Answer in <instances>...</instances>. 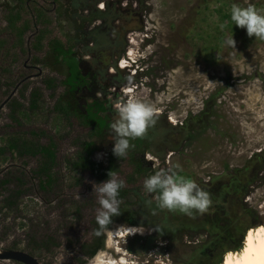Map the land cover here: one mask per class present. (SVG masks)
I'll use <instances>...</instances> for the list:
<instances>
[{
  "label": "rangeland",
  "instance_id": "obj_1",
  "mask_svg": "<svg viewBox=\"0 0 264 264\" xmlns=\"http://www.w3.org/2000/svg\"><path fill=\"white\" fill-rule=\"evenodd\" d=\"M62 1L77 10V14L82 9L87 10L83 16L103 12L102 18L83 26L85 43L78 50L79 63L90 83L78 92L82 99L80 104L94 99L105 101L112 121L116 115L113 102L126 90L133 89L160 113L155 127L150 128L146 136L149 150L144 159L148 155L155 156L160 167L179 164L181 175L193 179L203 190L208 188L210 194L237 174L244 194L228 197L221 213L225 222L214 221L213 206L205 213V226L216 230V224L225 232L224 237H169L165 226L159 229L164 220L161 211L153 215L151 206L146 204L154 194L145 192L143 180L156 169L145 159L150 170L134 185L141 197L134 199L138 203L137 213L134 212L139 223L136 227L144 228L145 232L143 236L112 237L117 250L127 255L131 264H219L229 250L244 239L240 232L254 225H264V41L248 37L245 29L228 23L227 19L221 21V17L230 14L233 3L241 6L253 3L264 10V0ZM54 9L48 13L52 18ZM2 14L0 8V40L5 42L0 50L1 82L5 81L7 72L23 71L24 62L30 59L42 75L26 84L39 89L44 110L50 108L61 89L54 94L44 91L40 79L57 78V75L38 61L42 53L30 48L33 32L26 37L25 53L12 46V40L3 32ZM204 22L210 25L206 32L201 30L205 28ZM222 23L229 27L221 31ZM74 26L76 23L68 18L53 22L51 36L62 38ZM213 29L220 34L212 33ZM212 34L218 36L217 39L207 37ZM232 34L235 49L223 45L224 38ZM130 50L133 54L128 57ZM86 56L91 59L85 60ZM128 58L136 63L130 66ZM124 64L131 68H121ZM15 79H6L10 80L11 87L4 88L5 93L15 87ZM97 92L101 93L99 97ZM5 95L0 100L3 101ZM21 103L27 106L25 98ZM1 112L0 134L20 132V128L3 116L7 111ZM54 120L53 117L49 125V138L57 150L58 185L49 195L33 191L31 184L27 185L31 192L22 198L19 211L2 212L0 246L7 248L16 243L17 249L23 250L28 234L53 235L60 247L53 255L38 256L40 264H77V246L89 241L91 222L99 207L93 182H100L89 173L71 175L65 167V159L75 151L73 141L85 138L87 130L75 120L59 125ZM35 125L41 126L36 120ZM108 140L113 142L112 136ZM42 141L48 140L43 138ZM95 159L104 160V153H96ZM10 163L22 165L29 171L36 166L30 159L8 160L0 163V171ZM121 171L118 176L124 180L131 170L121 164ZM75 179L80 181L79 185L74 183ZM73 203L82 206L79 213L72 208ZM233 219L238 220L232 226ZM121 226L128 225L114 224L110 231L115 232ZM110 236L107 234V241ZM197 241L199 244L194 245ZM102 252L120 259L115 251L106 248L86 264H93Z\"/></svg>",
  "mask_w": 264,
  "mask_h": 264
},
{
  "label": "trees",
  "instance_id": "obj_2",
  "mask_svg": "<svg viewBox=\"0 0 264 264\" xmlns=\"http://www.w3.org/2000/svg\"><path fill=\"white\" fill-rule=\"evenodd\" d=\"M0 8H2V18L5 22L3 32L12 40V46L18 48L21 53H25L26 37L30 32H33L30 48L36 53H42V57L38 61L43 67L57 75V78L47 77L44 80L46 89L52 91L53 94L61 88L53 107L56 125L70 124L71 121L75 120L80 127L87 130L85 138L73 141L75 151L73 155L65 159V167L71 175L89 173L97 182H103L108 179L107 173L110 170L115 171L118 175L121 174V164H125L131 171L124 176L125 187L120 190L119 198L123 201L120 205L121 214L112 218L109 229L118 223L132 227L138 226L139 223L135 218L138 203L134 199L140 196L134 185L136 180L147 176L150 170L149 162L144 159V154L149 150L148 139L144 137L131 140L130 143L134 147L130 148L127 157H115L112 154L113 142L108 140L112 136L109 128V124L112 122L110 107L105 101L99 99L81 105L78 97V92L82 88H87L90 83L89 76L82 73L79 63L78 50L85 43L83 26L93 19L102 18L100 14L103 12L96 11L90 16H83L84 11L87 10L82 9L79 11L80 14H77V10H73L70 5L66 6L62 0H0ZM52 8H55L53 18L48 14ZM67 18L73 19L76 26L64 34L62 38L52 37L50 27L53 22L57 23L67 20ZM226 19L228 23L233 24L230 14H222L221 21ZM204 26V30L201 29L202 32H206L205 29L210 28L209 24L205 23ZM212 33L220 34L217 29H213ZM214 34L207 37L217 39L218 36L215 37ZM4 45L5 42L0 40V50ZM21 97L24 98V95L22 94ZM29 101L30 105L24 109L21 103L14 99L9 105L11 112L22 114L23 117H29V112L35 113L39 110L42 102L41 91L39 89L34 90L30 94ZM11 119L14 121L15 117L11 116ZM99 152L104 153V160L95 159V154ZM29 158L37 160L35 168L31 169L30 173L39 192L44 194L54 192L58 185L59 174L55 171L58 166L57 150L52 139L42 144L39 138H26L24 136L0 138V163H6L10 159L24 160ZM239 181L237 174L228 180L226 185L229 194L226 199L234 195L244 196ZM29 182H31L30 178L24 171H7L0 178V211H19L22 198L29 196V192H31L30 188L27 187ZM74 183L79 185L80 181L75 179ZM72 206L76 213H79L82 207L76 203H73ZM150 206L151 212L153 210H156L157 213L160 211L156 208V204ZM161 213L163 214V211ZM169 214L173 216L178 213L169 212ZM237 220L231 221L232 226ZM164 224V220L161 221L159 229ZM96 227L97 224L94 219L91 222V238L88 242L79 245V253L82 257L76 259L77 264H86L98 251L104 249L105 235L100 237L93 235V229ZM256 227L258 225L251 226L245 229L246 231L243 229L244 231L240 232L241 236L245 237V233L249 229ZM242 242L243 239L241 238L238 246L229 250V253L237 252ZM59 247L60 242L53 235L36 236L31 233L27 235V244L22 251L37 258L42 255H53ZM9 249L18 250L16 243ZM222 263L223 260L221 259L219 264Z\"/></svg>",
  "mask_w": 264,
  "mask_h": 264
},
{
  "label": "clouds",
  "instance_id": "obj_3",
  "mask_svg": "<svg viewBox=\"0 0 264 264\" xmlns=\"http://www.w3.org/2000/svg\"><path fill=\"white\" fill-rule=\"evenodd\" d=\"M230 19L236 27L245 29L248 37L264 41V10L258 9L255 4L247 3L246 6H241L233 3ZM225 27L226 24H220L221 31ZM223 45L236 48L233 34L224 38ZM90 59V56L85 57V60ZM96 95L99 97L101 93L97 92ZM113 103L116 115L109 124L113 141L112 154L117 158H126L130 148L134 147L130 141L146 137L149 129L155 127L158 116L154 105L140 98L131 89L126 90L124 95ZM98 158H100L99 154ZM145 159L153 163L156 169L154 174L143 180L145 192L154 194L146 204L151 205L155 201L156 208L160 211L180 213L190 218L209 211L212 205L210 193L201 189L193 179L181 175L179 164L174 167L171 164L160 167L155 156L148 155ZM107 176L108 179L103 182H93V190L99 205L95 210L97 227L93 229V235L100 237L123 232L127 237L137 232L142 234L143 228L120 227L115 232L109 230L112 218L121 214L120 205L123 201L119 196L120 190L125 187V181L112 170ZM152 214L156 215V210H153ZM155 230L160 231L158 228ZM228 255L236 257L234 264H264V225L249 229L240 249ZM102 264H128V262L123 259L118 261L109 253H103Z\"/></svg>",
  "mask_w": 264,
  "mask_h": 264
},
{
  "label": "flooded vegetation",
  "instance_id": "obj_4",
  "mask_svg": "<svg viewBox=\"0 0 264 264\" xmlns=\"http://www.w3.org/2000/svg\"><path fill=\"white\" fill-rule=\"evenodd\" d=\"M136 45H137V43H136ZM128 59L130 60V62H132L131 58H128ZM30 62H31V60L27 59L24 62L23 71H19V70L16 71L15 70L12 72H7L8 75L5 76V78H4L5 81L1 82V80H0V97L3 98V94H7V96L5 95L6 97L3 101L0 100V114L2 113L1 111H4V109H5L7 111V114L3 115L5 117V119L9 120L11 125L14 124L16 128H20V132L18 131L16 133H10L9 135L0 134V138H7V137H12V136H20V137L24 136L26 138H39V140L41 139L40 142L42 144H45L50 140L49 130L51 127L49 125H51V120L54 116L53 107H54L55 101L50 108H46L45 110L43 108V101H42L40 106H39V110H37L35 113L29 112V114H28L29 117H27V116L23 117L22 114L19 115L18 113L11 112V108L9 106L14 99L17 100L19 103H21L23 100V98L21 97L22 94L24 95V98L26 99V102H27L26 107H24L21 103L22 107L25 109L30 105V101H29L30 100V94L34 90H36L37 88L34 87L33 85L28 86L26 83L33 80L34 78H39L42 75V72L39 69V67L37 66V64L35 66V65H33V63H30ZM126 68H128V66ZM33 70H37L36 71L37 73H35V74L31 73ZM19 73H20V75H19ZM12 77L17 78V79H15L17 81V83H16L15 87H13L11 92L5 93L6 92L5 89L11 87L10 82H9L10 80L8 81L6 79L12 78ZM46 78L47 77L40 79V86L42 87V90L49 91L46 89V86L44 84V80ZM0 79H1V77H0ZM49 92L52 93V91H49ZM79 102H82V99H79ZM11 116L15 117L14 121L11 119ZM35 120L38 122V124H41L40 127L35 125ZM1 122H2V120L0 119V126L2 125ZM28 122H32L31 125H28L27 124ZM43 138H47L48 141L43 142L42 141ZM29 159L35 161V165H36L37 160L35 158H29ZM10 160H12V159H10ZM9 170H11V171H14V170L24 171L25 174L30 178L31 182H29L28 184H31L33 191L34 190L39 191L37 188L36 182L32 179V175H31L30 171L26 170L22 165H16L13 163H10L9 165H5L3 170L0 171V176L3 177L4 174H6L7 171H9ZM204 190L209 191L208 188H204ZM228 190L229 189L227 188V185L223 184L221 187H219L215 191H213L212 194H210L211 199H212L213 210H215V212H216L215 216L213 217L214 221L219 222L221 220V221L225 222L221 218V216H222L221 213L223 211V207H225V203L227 202L226 197L229 194ZM41 193L44 194L43 192H41ZM47 195H49V193ZM0 203H1V200H0ZM0 206H1V204H0ZM4 211L5 210L0 211V218L2 217V212H4ZM167 212L168 211H163V217H164V222H165L164 226L168 232L166 234L169 237L175 236L177 238H182L183 236H185V237H191L192 236V237L198 238L199 236H202L205 238H222L225 235V232H222L220 227L216 226V224H215L216 230H211L205 226V223L207 222L206 214H203V215L196 214L194 218H190V217L185 216V215L180 214V213L172 216L171 214H168ZM168 243L169 242L166 241V244H168ZM197 243L199 244V242L197 241L196 243H194V245H196ZM106 246H107V234L105 235L104 249L107 248ZM11 247H13V246L7 247L6 249H9ZM77 247H78V255H79V257H82L79 253L80 247L79 246H77ZM100 251H102V250H100ZM100 251H98V252H100ZM127 258H128V256H127ZM12 264H19V263L12 262Z\"/></svg>",
  "mask_w": 264,
  "mask_h": 264
},
{
  "label": "bare ground",
  "instance_id": "obj_5",
  "mask_svg": "<svg viewBox=\"0 0 264 264\" xmlns=\"http://www.w3.org/2000/svg\"><path fill=\"white\" fill-rule=\"evenodd\" d=\"M132 44H133V42H132ZM135 44V43H134ZM129 50V49H128ZM133 54V50L131 51H129V53L127 54V56H131ZM126 56V55H125ZM126 59V58H125ZM131 61L132 62H130V66H131V63L132 64H134V63H136L135 62V60H132L131 59ZM122 63H127L126 61H122ZM127 67V65H123V66H121V68H126ZM128 68H131V67H129L128 66ZM133 90V89H132ZM157 112V114H160V113H158V111H156ZM122 227V226H121ZM124 228H138V227H132V226H123ZM120 228V227H119ZM118 228V229H119ZM144 229V228H143ZM144 230H143V233L141 234V233H139V232H137V233H135V234H130V235H128L129 237H136V236H143L144 235ZM247 234V233H246ZM116 236V237H115ZM127 236V237H128ZM112 237H115V238H117V239H119V238H123V237H126V234L125 233H123V232H117L115 235H111L110 237H109V239H108V241H107V248L109 249V251H115V254L118 256V258H120V259H118V261H120L121 259H123V260H126L127 262H128V264H131L130 262H129V260H128V258H127V255H125V254H122V252L120 251V250H117V247H116V245L114 244V240L112 241ZM114 238V239H115ZM118 241V240H117ZM117 243V242H116ZM118 244V243H117ZM119 248V247H118ZM113 249H115V250H113ZM107 253V252H106ZM128 254V253H127ZM111 255V254H110ZM102 260H103V252L100 254V255H98L95 259H94V261H93V264H102ZM236 260V257L234 256V255H232V256H229V255H227L225 258H224V260H223V263L222 264H234V261Z\"/></svg>",
  "mask_w": 264,
  "mask_h": 264
},
{
  "label": "water",
  "instance_id": "obj_6",
  "mask_svg": "<svg viewBox=\"0 0 264 264\" xmlns=\"http://www.w3.org/2000/svg\"><path fill=\"white\" fill-rule=\"evenodd\" d=\"M0 262H15L19 264H40V260L22 250L6 249L0 246Z\"/></svg>",
  "mask_w": 264,
  "mask_h": 264
}]
</instances>
